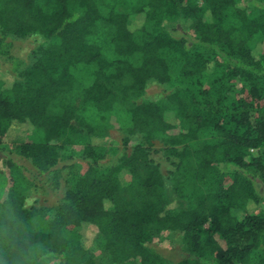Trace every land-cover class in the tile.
I'll use <instances>...</instances> for the list:
<instances>
[{"label":"trees","instance_id":"16d2710c","mask_svg":"<svg viewBox=\"0 0 264 264\" xmlns=\"http://www.w3.org/2000/svg\"><path fill=\"white\" fill-rule=\"evenodd\" d=\"M30 36L47 44L0 82V153L30 165L0 160V264H161L165 232L178 264H264V0H0V70ZM149 83L164 95L138 102ZM116 126L141 141L103 166Z\"/></svg>","mask_w":264,"mask_h":264},{"label":"rangeland","instance_id":"374dc122","mask_svg":"<svg viewBox=\"0 0 264 264\" xmlns=\"http://www.w3.org/2000/svg\"><path fill=\"white\" fill-rule=\"evenodd\" d=\"M133 2L137 0H132ZM262 13V12H261ZM141 18L136 17L135 18V24H138L140 22ZM11 47V53L13 56H15L16 61L15 64H8L4 65L3 69L0 70V82L3 83V87L9 86L12 81L13 77L18 74L22 73L26 68H28L34 60L33 52H35L37 47L44 46L47 44V41L39 36H30L26 39H16L13 40ZM166 90V87L160 84L156 83H149L147 84L145 88V94L138 100V102H141V100H151L156 101L160 99L164 95V91ZM17 135L16 133H10L9 137L14 138L15 137H27L30 141L38 142L39 138L35 132L28 129V127L23 126L17 129ZM109 136L111 139H113L117 144L115 145L118 149L116 153L110 154L106 160L102 162L103 166H109V165H115L118 162L119 157L124 153H129L131 151V147L136 143V141H141L140 135H135L130 137L132 142H129L127 146H124L123 139L127 137V134L119 128V126H116L114 129L109 131ZM160 146L157 143L155 145V149H158ZM13 149V143H10L9 141L5 144V148L3 152L0 153V160L4 157L11 158L13 162L17 163V165H22L25 167H29L30 165L23 159L19 158L15 154H13L11 151ZM80 147L79 146H73V148H66L65 152H63V155L65 156V159H69L70 155H75L74 158H76L74 162H77L76 166L77 168L81 167L80 163ZM151 159H153L156 163H158L161 173L166 176L168 171H171L173 169L170 162H168L165 157L162 155V153H152L150 156ZM0 169L2 171L5 168L3 163L0 162ZM81 171L83 172V168H81ZM7 172V170H6ZM29 199L26 201V204L31 205L33 203V194H28ZM48 198V197H47ZM53 198H48L49 203H51ZM187 207H191V203L189 202L186 204ZM253 212L256 211V209H252ZM83 237L84 243H86V247L91 246V251H94V254L96 258H100L105 260L104 254L102 252V249L100 248V242L97 241L95 233L93 230L84 229L80 232ZM149 246L159 254L160 260L162 261L161 264H178L180 263L184 257L187 254L186 248L184 247L182 243V234L180 233H171V232H165L161 233L158 236H154L152 238V241L149 243Z\"/></svg>","mask_w":264,"mask_h":264}]
</instances>
